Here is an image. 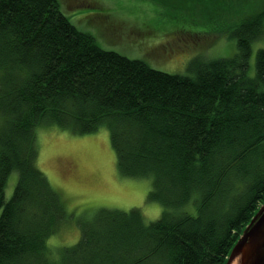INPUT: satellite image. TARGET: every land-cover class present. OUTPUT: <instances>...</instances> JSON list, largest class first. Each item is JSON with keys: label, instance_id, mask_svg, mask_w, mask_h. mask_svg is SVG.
I'll return each instance as SVG.
<instances>
[{"label": "trees", "instance_id": "obj_1", "mask_svg": "<svg viewBox=\"0 0 264 264\" xmlns=\"http://www.w3.org/2000/svg\"><path fill=\"white\" fill-rule=\"evenodd\" d=\"M189 1L167 3L170 21L187 19ZM241 21L229 31L236 56L195 59L183 76L103 50L58 0H0V264L226 263L264 203V49L249 74L264 9ZM104 124L120 173L151 178L162 214L146 224L138 209H101L53 260L46 241L64 214L36 167V128L83 135Z\"/></svg>", "mask_w": 264, "mask_h": 264}, {"label": "rangeland", "instance_id": "obj_2", "mask_svg": "<svg viewBox=\"0 0 264 264\" xmlns=\"http://www.w3.org/2000/svg\"><path fill=\"white\" fill-rule=\"evenodd\" d=\"M174 1L180 0H171ZM207 1L190 0L197 5L194 10H179L187 19L172 22L169 18L175 9L167 3L163 6L162 0H58L70 22L95 38L103 50L183 76L194 75L189 69L195 59L202 62L236 56L237 40L231 32L241 20L253 18L264 9V0ZM210 8L217 10L215 22L210 21L211 16L206 17ZM219 22L224 33L213 30ZM259 49H264V28L251 46L250 75ZM36 141V167L48 179L64 214L56 232L46 241L47 253L53 260L59 258L64 247L78 242L80 222H91L101 209H138L146 224L160 218L162 205L148 200L153 190L152 179L120 173L107 125L83 135L57 126H39ZM17 179L16 172L9 175L4 191L6 200L12 196ZM188 212L196 214L193 207Z\"/></svg>", "mask_w": 264, "mask_h": 264}, {"label": "water", "instance_id": "obj_3", "mask_svg": "<svg viewBox=\"0 0 264 264\" xmlns=\"http://www.w3.org/2000/svg\"><path fill=\"white\" fill-rule=\"evenodd\" d=\"M264 264V203L242 231L225 264Z\"/></svg>", "mask_w": 264, "mask_h": 264}, {"label": "bare ground", "instance_id": "obj_4", "mask_svg": "<svg viewBox=\"0 0 264 264\" xmlns=\"http://www.w3.org/2000/svg\"><path fill=\"white\" fill-rule=\"evenodd\" d=\"M233 264H236L235 262H233Z\"/></svg>", "mask_w": 264, "mask_h": 264}]
</instances>
